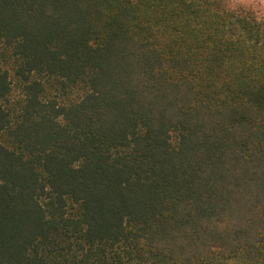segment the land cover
<instances>
[{
	"label": "trees",
	"instance_id": "1",
	"mask_svg": "<svg viewBox=\"0 0 264 264\" xmlns=\"http://www.w3.org/2000/svg\"><path fill=\"white\" fill-rule=\"evenodd\" d=\"M261 246L264 15L0 0V264H259Z\"/></svg>",
	"mask_w": 264,
	"mask_h": 264
},
{
	"label": "rangeland",
	"instance_id": "2",
	"mask_svg": "<svg viewBox=\"0 0 264 264\" xmlns=\"http://www.w3.org/2000/svg\"><path fill=\"white\" fill-rule=\"evenodd\" d=\"M243 4L254 8V10L262 15H264V0H240ZM260 255L258 257L259 264H264V246L259 248ZM245 262V261H244ZM228 264H236L235 260L229 262ZM238 264H243V262H238ZM245 264H249L245 262Z\"/></svg>",
	"mask_w": 264,
	"mask_h": 264
}]
</instances>
